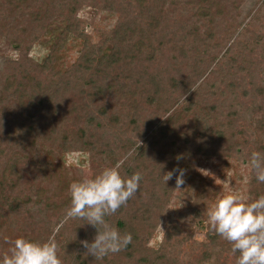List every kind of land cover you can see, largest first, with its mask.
<instances>
[{
    "label": "trees",
    "instance_id": "obj_1",
    "mask_svg": "<svg viewBox=\"0 0 264 264\" xmlns=\"http://www.w3.org/2000/svg\"><path fill=\"white\" fill-rule=\"evenodd\" d=\"M236 2L63 0L55 7L46 0H12L1 5L0 32L6 35L22 26L12 23L32 3L35 42L45 55L30 59L20 53L23 40L13 41L19 55L8 58L0 74V209L21 210L27 204L13 196L10 184L27 140L38 141L47 153H68L90 150L96 137L109 134L126 150L141 142L120 169L124 178L141 173L139 189L106 217L131 233L132 242L102 260L74 244L73 264H229V259L236 264L231 245L209 229L207 210L199 204L213 191L202 184L189 200L184 184L177 189L175 174L166 183L163 178L175 169L191 171L198 155L230 159L264 153V1L237 32ZM85 4L112 14L113 27L91 29V22L77 17ZM183 8L190 13L186 21L177 11ZM207 47L223 50L213 63L202 54ZM169 111L171 116L160 118ZM190 180L184 175L185 183ZM247 187L245 202L264 196V183L251 171ZM183 202L190 217H173ZM164 219L167 228L151 246ZM196 230L205 232L204 242L194 240Z\"/></svg>",
    "mask_w": 264,
    "mask_h": 264
},
{
    "label": "rangeland",
    "instance_id": "obj_2",
    "mask_svg": "<svg viewBox=\"0 0 264 264\" xmlns=\"http://www.w3.org/2000/svg\"><path fill=\"white\" fill-rule=\"evenodd\" d=\"M46 1L55 7H59L63 3V0ZM236 1L237 5L234 11L238 13V27L235 32L241 29L249 17L260 8L264 0ZM11 2L12 0H0V6ZM29 4L30 7L27 6L22 9L21 15L17 16L12 23L14 27L17 24L22 25L21 27H18L20 25L17 26V32L12 34L5 33L6 35L0 32V74L2 75L6 71L5 67L8 58L16 59L19 55V52L12 47L13 41L23 40L20 53L24 52V55L30 59L42 60L45 55L44 47L35 42L38 34L33 28L31 16L36 10L32 3ZM177 11L181 12L180 16L186 21V17L190 14L188 8L177 9ZM77 17L83 21L91 22V29L92 27L100 29L111 28L115 24L116 19L112 14L100 12L97 8L87 4L79 8ZM87 30L90 31V28H87ZM0 31H2L1 28ZM235 35L236 33L229 38V41ZM98 36L99 34L95 36V41L99 39ZM222 52L223 50L219 53L217 50H213L212 47H207L203 49L202 54L213 63ZM167 114L160 115V118L163 119L168 116ZM192 118V116L186 117L180 124V128L182 129L186 123L189 124ZM126 139L127 137L125 136L121 138L122 141ZM111 140L112 137L109 134H104L93 140L95 146L90 150L76 148L68 153L55 150L52 153H47L48 149L42 147L38 141L31 144V141L27 140L24 143L26 147L22 154L25 157L18 166L15 175L11 177L12 182L10 184L14 185L13 196L25 201L27 204L21 210L19 208V210H9L7 206H3L0 209V255L8 251L11 246L9 241L16 238L24 237L36 242H46L50 236L55 235L58 245L57 255L61 259L62 264H73L72 257H75L76 254H74L75 252L72 254L71 247L74 248V244H76L78 249H84L81 241H84L85 238V240L90 242L95 235V230L90 225H84L86 221L80 219L61 223L66 208L70 206V184L85 177H94L103 169L113 167L121 157L129 153L130 155H128V159L125 162L130 163L134 158L133 152L137 150L138 144L139 146L141 145V142H139L132 149L126 150L127 146L119 139H115L113 142ZM107 145L110 146V151H106ZM149 151L159 152L160 149L152 148ZM147 156L146 154L145 157L147 158ZM247 159V156H232L230 159L214 155H198L194 157L191 162V171L185 174V176H188L189 173L193 181L191 182L190 180L188 183H184L183 195L186 199L189 197V200H193L196 192L204 188L202 184H205L206 187L213 191L206 201L200 200L199 202L200 206L205 207L206 210L215 203L216 199L224 195L237 193L245 197L251 171L249 167L245 166ZM201 191L206 192L204 189ZM33 202L34 205L32 204ZM61 202H64V206L60 209L52 207V204H61ZM175 213H180V218L190 217L188 216V206L184 202L174 208L173 217L176 216ZM199 219L197 218L196 222ZM166 228L167 219H164L151 246L160 242L162 233ZM83 236L85 237L82 238ZM193 238L204 242L205 232L196 230L193 232ZM229 262V264H235L232 259H229ZM134 263V261L124 262V264Z\"/></svg>",
    "mask_w": 264,
    "mask_h": 264
},
{
    "label": "clouds",
    "instance_id": "obj_3",
    "mask_svg": "<svg viewBox=\"0 0 264 264\" xmlns=\"http://www.w3.org/2000/svg\"><path fill=\"white\" fill-rule=\"evenodd\" d=\"M172 111L167 115L171 116ZM128 155L130 153L94 177H85L69 186L70 206L66 208L61 223L80 219L86 221L84 225L96 230L91 242L84 240L81 244L86 249L84 254L97 260L122 251L132 242L131 233L121 232L106 220L139 189L142 180L139 171L128 178L120 173ZM245 166L250 168L258 183H264V153L251 152ZM174 174L179 189L185 183V170L175 169L164 174L165 183ZM206 214L209 229L231 245L236 264H264V196L245 202V197L240 194H227L216 199ZM9 243L8 251L0 255V264H62L57 255L55 235L46 242L19 237Z\"/></svg>",
    "mask_w": 264,
    "mask_h": 264
}]
</instances>
